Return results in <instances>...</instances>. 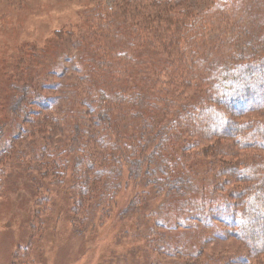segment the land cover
I'll return each instance as SVG.
<instances>
[{
	"label": "trees",
	"instance_id": "1",
	"mask_svg": "<svg viewBox=\"0 0 264 264\" xmlns=\"http://www.w3.org/2000/svg\"><path fill=\"white\" fill-rule=\"evenodd\" d=\"M191 1L139 0L133 7L137 16L134 37L122 36L124 42L108 38L106 16L93 27L100 42L97 50H88L87 72L77 75L85 88L76 86L71 100L89 113L74 125L72 141L63 143L72 152L81 143L87 160L85 170L71 176L70 225L77 236H84L85 227L96 236L93 224L85 226L87 207L94 199L97 207L111 206L112 197L108 195L109 201L107 194L116 195L121 184L110 176L121 178V163L127 166L132 181L142 179L154 185L155 193L173 196L169 203L176 205V193L193 183L187 168L191 157L209 150V158L203 154L208 159L201 161L210 172L215 171V179H224L212 187L239 185L230 195L234 202L217 207L223 208L221 213L218 209L210 213L223 218L227 237L247 248V255L232 263L251 264L249 260L264 256V119L252 116L264 112V35L254 34L255 27L264 24V0H212L197 13L191 10ZM230 33L233 35L227 37ZM221 38L231 41V48H222L225 41L218 44ZM27 51L28 46L23 56ZM23 76L22 66L14 72L11 103L0 119V194L15 156V162L25 167L21 175L37 179L39 185L46 179L62 182L65 176L61 169L66 166L59 155L66 149L56 153L61 147L51 149L53 144L48 143L58 122L42 114L51 110L54 99L38 92L42 84L30 86ZM248 115L251 119L244 121ZM81 132L88 140L79 138ZM25 143L31 146L29 153L21 151ZM225 154L235 164L219 169L216 165L211 170L209 162L215 165L216 158ZM224 174L233 177L225 179ZM133 207L142 208L145 217V202ZM32 215L43 217L37 209ZM28 221L34 225L33 220ZM43 229L44 225L38 228ZM157 233L161 235L160 230ZM160 243L153 248L164 250L169 264H202L199 250L186 254L185 248L163 249ZM156 252L143 250L145 264L161 263L163 257ZM20 255L22 260L33 259L28 258L29 253Z\"/></svg>",
	"mask_w": 264,
	"mask_h": 264
},
{
	"label": "rangeland",
	"instance_id": "2",
	"mask_svg": "<svg viewBox=\"0 0 264 264\" xmlns=\"http://www.w3.org/2000/svg\"><path fill=\"white\" fill-rule=\"evenodd\" d=\"M138 1L0 2V119L4 118V111L7 112L11 103L15 84L14 72L23 66V79H26L30 86L42 84L38 92L47 99H54L51 110L48 109L42 114L51 116L58 122V128L49 137L48 143L53 144L51 149L61 147L54 150L56 153L63 149V143L72 141L74 125L86 118L84 113H89L80 107L81 104H75L71 100L76 96L74 94L76 86L80 89L85 88L84 84L78 82L81 76L77 75L87 72L88 50L92 51V48L97 50V43L100 42L95 38L93 27L103 22L101 17L106 16L105 20L110 24L107 30L108 38L124 42L126 40L122 36L127 35L130 37L128 40H131L134 37L132 26H136L137 18L133 7ZM211 1L192 0L189 4L193 5L191 10L197 13ZM239 1L246 3L248 0ZM233 21L234 18L231 19V22ZM254 24L256 25L255 22ZM256 32L263 36L264 24L255 27L254 34ZM231 35L233 34H227V37ZM224 41L225 38H221L218 44H223ZM230 44L231 41H225L222 48H231ZM27 46L28 51L23 56ZM244 47L246 45L242 44L241 48L245 51ZM29 50L34 52L35 57H31ZM74 68L78 72L74 71ZM3 105L6 110L2 109ZM261 114L252 116L257 119L261 116V119H264V112ZM252 116L248 115L244 121L251 119ZM78 136L82 141L88 140L82 132ZM77 145L79 149L73 152L69 147H64L66 150L59 155L66 166L61 169V173L65 175L62 182L60 180L54 183L46 179L39 185L37 179L31 180V177L21 175L22 170L25 172V167L15 162L18 156H15V160L8 166L3 192L0 194V264H128L127 259L131 263L145 264L143 250L156 252L154 244L161 241L163 249L179 246L183 250L185 248V252L187 250L186 254H193L199 250L197 256L199 255L198 260L202 264H235L232 263L235 259L247 255L245 244L227 237V228L221 222L223 218L220 219L219 215L215 217L214 212L210 213L216 209L221 213L223 208L217 207H222L221 204L229 200L234 202L230 195L239 189V185L227 184L224 189L212 187L224 179H215L213 177L215 171L214 174L210 172L206 162L201 161L209 158L211 154L209 150H202L198 157H191L187 168L193 183L176 193L174 206L169 203L173 196L155 193L154 185L146 184L142 179L139 182L132 181V178L128 177L127 166L121 163V178L118 180V177L110 176V180L115 184H121V189L116 195L115 192L107 194L106 198L109 201L108 195L112 197L111 206L97 207V201L94 199L87 207L89 213L85 226L93 224L96 236L88 227H85L88 231H84V236H77L74 232L75 227L70 225L72 215L68 212L71 202L69 189L72 174L77 170L81 174L87 161L84 160L85 155L81 151L82 144ZM30 148L31 146L25 143L21 151L29 153ZM193 151H198V148ZM203 154L208 155V158H203ZM216 161L215 165L207 161L211 170H214L216 165L219 169L231 168L235 164V160L227 154L216 158ZM31 164L33 165L32 162ZM168 174L171 176L172 169L168 170ZM232 177L224 174L225 179ZM185 178L186 176H183V179ZM184 182L187 183L186 180ZM186 189L190 191L184 193ZM140 202L147 204V208H144L145 217L141 215L142 208L133 207ZM95 208H102L105 211L100 213ZM36 209L43 214L42 219L32 215V211ZM28 220H33L34 225L31 226ZM41 220L42 223L39 225L38 222ZM159 223L162 226L157 228ZM43 225L44 229L38 230ZM157 230H160L161 235ZM163 252L164 250L156 252L163 257L160 264H169V259ZM24 253H29L28 258L33 259L22 260L20 254ZM185 261L183 257V262ZM249 262L264 264V256Z\"/></svg>",
	"mask_w": 264,
	"mask_h": 264
}]
</instances>
